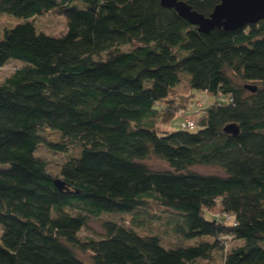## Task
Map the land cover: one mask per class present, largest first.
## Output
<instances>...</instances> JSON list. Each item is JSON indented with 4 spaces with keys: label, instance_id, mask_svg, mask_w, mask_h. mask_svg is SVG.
Wrapping results in <instances>:
<instances>
[{
    "label": "trees",
    "instance_id": "obj_1",
    "mask_svg": "<svg viewBox=\"0 0 264 264\" xmlns=\"http://www.w3.org/2000/svg\"><path fill=\"white\" fill-rule=\"evenodd\" d=\"M73 1L0 0V15L18 18L3 28L0 69L19 61L0 81V264H87L76 251L88 264H194L216 253L222 264H264V20L205 33L160 0ZM184 1L207 16L220 0ZM51 12L66 17L58 37L32 20ZM184 80L190 102L193 90L214 101L195 106V129L164 131ZM231 123L236 134L224 130ZM44 128L61 140L45 142ZM42 143L77 146L59 177L36 155ZM151 156L168 168L148 166ZM150 202L169 211L177 243L138 231ZM217 208L236 225L208 215ZM104 214L136 221L105 220L102 236L81 240ZM232 240L241 244L227 252Z\"/></svg>",
    "mask_w": 264,
    "mask_h": 264
},
{
    "label": "rangeland",
    "instance_id": "obj_2",
    "mask_svg": "<svg viewBox=\"0 0 264 264\" xmlns=\"http://www.w3.org/2000/svg\"><path fill=\"white\" fill-rule=\"evenodd\" d=\"M73 4L77 6L82 7V2L80 0H74L72 2ZM18 18L10 16H0V37L3 31L4 27H11L13 26L17 21ZM34 21V24L37 28L38 32H43L46 35L49 36H55L58 37L60 35H63L66 31V17L64 15H59L54 12L42 14V15H36L32 19ZM121 49H127L128 46L124 45L120 47ZM19 65V61L11 60L9 65H5L4 68L0 69V81L7 76L13 69V67ZM182 75L187 76V74L182 73ZM177 94L173 97L176 98V110H177V116L174 117L172 120H170L168 123L160 124V129H163L167 132H173L178 131L181 128V122L182 118L185 117V115L189 114L192 119L195 117L196 112L194 111V108L198 102H200L202 105H208L214 101L213 96H210L206 94V92L193 90V102H190L188 96L189 92L187 91V84L185 80L180 83L177 87ZM192 99V98H191ZM183 116V117H181ZM39 135L45 142H59L61 140V134L55 130L44 128L39 132ZM78 151V148L76 145L71 146L67 152H59L54 151L50 148H48L45 143L40 144L36 149V155L43 157L47 163L48 171L54 175L55 177H59V170L62 165V163L67 159L69 154H76ZM146 164L150 166L153 169H167L168 164L154 156L149 157L147 160H145ZM5 166V165H0ZM193 170H196L198 172L202 173H214L218 174L221 173V170L216 167L211 166H193ZM144 214L146 216H142L137 218L143 219V224L138 226V231L145 234H157L161 238V245L167 247L166 244L170 243H177L179 240L176 238L171 232L170 228L166 226L165 220L166 217L169 214V211L156 205L153 202H150L148 207L146 208V211H144ZM150 215L156 216L155 218H150ZM105 220H112L117 223L123 224V225H132L134 221L133 215L131 214H104L99 218H95L93 220H90L87 225L78 233V236L81 240H87L88 238H97L104 234V231L102 229V222ZM0 233H1V227H0ZM163 240V241H162ZM183 242V241H182ZM187 243L186 241H184ZM166 243V244H165ZM192 243V242H190ZM189 243V244H190ZM241 244V241L238 240H232L228 243L227 246V252L230 251V249L238 246ZM76 254L85 261V263L88 264L89 262V254L83 253L81 251H76ZM194 264H222V254L216 253L213 258L206 260H198Z\"/></svg>",
    "mask_w": 264,
    "mask_h": 264
},
{
    "label": "water",
    "instance_id": "obj_3",
    "mask_svg": "<svg viewBox=\"0 0 264 264\" xmlns=\"http://www.w3.org/2000/svg\"><path fill=\"white\" fill-rule=\"evenodd\" d=\"M160 3L163 7L174 9L180 17L205 33L214 28L235 31L247 24L264 20V0H220L207 16L192 9L184 0H160ZM245 87L255 90V86ZM224 130L233 134L238 132L234 123L226 125ZM54 183L58 187L62 186L59 179H55Z\"/></svg>",
    "mask_w": 264,
    "mask_h": 264
},
{
    "label": "built area",
    "instance_id": "obj_4",
    "mask_svg": "<svg viewBox=\"0 0 264 264\" xmlns=\"http://www.w3.org/2000/svg\"><path fill=\"white\" fill-rule=\"evenodd\" d=\"M218 100L222 101L223 99L219 97ZM196 106L201 107L202 104L198 102ZM195 127L196 125H195L194 119H192V117L189 114L185 115V117H183V120L181 122V128L193 130L195 129ZM208 215L214 218H218L221 221H224L226 223H230L233 226L236 225V221L234 220V217L230 215L229 213L221 211L219 208H217L216 210L208 211Z\"/></svg>",
    "mask_w": 264,
    "mask_h": 264
},
{
    "label": "crops",
    "instance_id": "obj_5",
    "mask_svg": "<svg viewBox=\"0 0 264 264\" xmlns=\"http://www.w3.org/2000/svg\"><path fill=\"white\" fill-rule=\"evenodd\" d=\"M0 16H2V15H0ZM5 16V15H4Z\"/></svg>",
    "mask_w": 264,
    "mask_h": 264
}]
</instances>
